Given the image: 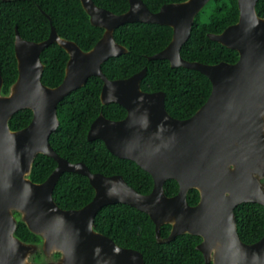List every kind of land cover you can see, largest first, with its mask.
Listing matches in <instances>:
<instances>
[{
  "label": "water",
  "instance_id": "water-1",
  "mask_svg": "<svg viewBox=\"0 0 264 264\" xmlns=\"http://www.w3.org/2000/svg\"><path fill=\"white\" fill-rule=\"evenodd\" d=\"M79 1L90 24L103 31L92 49L83 51L61 38L53 26L48 38L37 44L23 39L16 29L18 76L7 95L1 94L0 73V264H144L141 253L94 230L96 214L112 204L146 214L160 244L181 235L200 237L196 249L205 264H264V236L252 244L242 242L234 214L243 203L264 207V18L257 15L258 0H237V23L207 35L239 55L234 64L215 65L188 62L180 55L195 17L211 0L166 4L157 12L142 0H128V10L119 15L93 0ZM135 22L172 30L169 44L148 61L167 60L171 68L194 70L210 81L208 99L187 119L167 115L165 93L141 90L146 67L121 80H108L102 73L104 62L128 52L115 41V29ZM51 44L68 55L63 81L55 88L41 82L40 54ZM90 77L103 82L101 104H118L127 114L120 121L100 114L90 125L87 140L102 141L113 156L148 173L153 180L149 194L138 193L120 175L108 177L90 172L84 163H70L51 148L48 139L59 126V101ZM25 109L32 112L31 122L12 131L10 118ZM39 154L54 160L56 167L44 182L34 183L30 175ZM63 173L88 179L94 195L84 207L64 210L55 203L52 193ZM167 180L178 184L173 197L164 193ZM191 189L199 193L195 206L186 200ZM16 214L39 244L15 236ZM163 225L171 227L166 238L160 235ZM36 254L41 261L33 260Z\"/></svg>",
  "mask_w": 264,
  "mask_h": 264
},
{
  "label": "trees",
  "instance_id": "trees-1",
  "mask_svg": "<svg viewBox=\"0 0 264 264\" xmlns=\"http://www.w3.org/2000/svg\"><path fill=\"white\" fill-rule=\"evenodd\" d=\"M151 12H157L163 5L186 0H142ZM96 6L119 15L128 10V0H93ZM44 12L51 19L42 14ZM257 15L264 18V0L256 4ZM239 17L237 0H211L195 17L188 40L180 50L181 57L188 62L215 65L220 62L234 64L238 53L216 42L208 34H219L235 24ZM53 26L57 34L75 42L83 51H88L101 38L103 31L93 27L79 0H7L0 1V73L3 79L2 93L17 78L14 53L15 30L28 41L36 44L45 41ZM172 30L168 26L145 23H126L114 31V39L128 52L110 58L101 66L102 73L110 80L124 79L147 68L140 83L147 93L164 92L165 109L174 119L182 120L192 116L208 99L211 93L210 81L201 73L185 68H171L167 60L148 61L147 58L162 51L171 41ZM45 68L41 81L48 87L58 86L64 76L68 60L65 51L57 44H51L40 54ZM102 81L90 77L86 84L67 95L57 106L59 126L49 137L54 152L71 163L82 162L92 173L104 176L120 175L138 193L149 194L153 188L151 176L130 160L113 156L103 142L87 140L91 123L102 113L107 119L121 120L126 111L111 103L101 106L99 94ZM32 117L30 110H22L12 116L9 127L19 130L26 127ZM56 163L49 157L38 155L33 163L30 179L34 183L44 182L55 169ZM168 197L178 191L174 180H167L163 186ZM94 191L86 177L63 173L57 181L52 196L57 206L64 210H78L88 204ZM186 200L189 206L199 201V193L191 189ZM237 233L242 242L252 244L264 236V207L254 203H243L235 207ZM18 218V215L16 214ZM94 230L111 239L116 245L138 251L144 264H205L196 246L201 238L181 235L168 243H158L155 226L150 218L129 206L112 204L99 210L94 219ZM170 225L160 228V235L166 238ZM15 236L26 243H40L18 219ZM42 260L40 254L33 258Z\"/></svg>",
  "mask_w": 264,
  "mask_h": 264
},
{
  "label": "flooded vegetation",
  "instance_id": "flooded-vegetation-1",
  "mask_svg": "<svg viewBox=\"0 0 264 264\" xmlns=\"http://www.w3.org/2000/svg\"><path fill=\"white\" fill-rule=\"evenodd\" d=\"M238 18H239V17H238ZM237 21H238V20H237ZM236 23H237V22H236ZM236 23H235V24H236ZM228 27H229V26H228ZM219 34H220V33H219ZM67 56H68V55H67ZM238 56H239V55H238ZM238 58H239V57H238ZM235 63H236V62H235ZM16 68H17V66H16ZM44 68H45V66H44ZM144 68H145V67H144ZM43 70H44V69H43ZM64 70H65V69H64ZM42 73H43V72H42ZM135 74H136V73H135ZM133 75H134V74H133ZM17 76H18V71H17ZM41 77H42V76H41ZM130 77H131V76H130ZM63 78H64V76H63ZM128 78H129V77H128ZM16 79H17V78H16ZM107 79H108V78H107ZM124 79H126V78H124ZM2 80H3V79H2ZM108 80H110V79H108ZM115 80H121V79H115ZM15 81H16V80H15ZM15 81H14V82H15ZM62 81H63V80H62ZM111 81H113V80H111ZM41 82H42V81H41ZM61 83H62V82H61ZM61 83H60V84H61ZM12 84H13V83H12ZM12 84H11V85H12ZM42 84H43V83H42ZM60 84H59V85H60ZM11 85H10V86H11ZM59 85H58V86H59ZM102 85H103V82H102ZM45 86H46V85H45ZM2 87H3V84H2ZM47 87H48V86H47ZM56 87H57V86H56ZM9 88H10V87H9ZM50 88H55V87H50ZM140 88H141V87H140ZM101 89H102V87H101ZM8 92H9V90H8ZM8 92H7V94H8ZM159 92H161V91H159ZM100 93H101V90H100ZM146 93H147V92H146ZM153 93H154V92H153ZM163 93H164V92H163ZM1 94H2V95H7V94H3V93H2V88H1ZM99 100H100V94H99ZM59 103H60V101H59ZM100 103H101V102H100ZM109 104H111V103H109ZM114 104H115V103H114ZM106 105H108V104H106ZM117 105H118V104H117ZM57 106H58V105H57ZM101 106H105V105H102V104H101ZM119 106H120V105H119ZM122 109H123V107H122ZM25 110H28V109H25ZM123 110H124V109H123ZM21 111H22V110H21ZM124 111H125V110H124ZM31 113H32V112H31ZM15 114H16V113H15ZM100 114H102V113H100ZM100 114H99V115H100ZM126 114H127V113H126ZM99 115H98V116H99ZM102 115H103V114H102ZM167 115H168V114H167ZM32 116H33V115H32ZM98 116H97V117H98ZM103 116H104V115H103ZM104 117H105V116H104ZM125 117H126V115H125ZM125 117H124V118H125ZM11 118H12V117H11ZM11 118H10V119H11ZM105 118H106V117H105ZM124 118H123V119H124ZM106 119H107V118H106ZM123 119H121V120H123ZM186 119H187V118H186ZM31 120H32V117H31ZM31 120H30V122H31ZM58 120H59V119H58ZM108 120H110V119H108ZM182 120H183V119H182ZM9 121H10V120H9ZM112 121H120V120H112ZM30 122H29V123H30ZM8 124H9V123H8ZM59 124H60V122H59ZM91 124H92V123H91ZM27 126H28V125H27ZM9 128H10V127H9ZM24 128H25V127H24ZM89 128H90V127H89ZM22 129H23V128H22ZM11 130H12V129H11ZM19 130H21V129H19ZM12 131H18V130H12ZM88 131H89V130H88ZM87 133H88V132H87ZM49 137H50V136H49ZM48 142H49V139H48ZM89 142H90V141H89ZM101 142H102V141H101ZM103 144H104V143H103ZM51 148H52V147H51ZM106 149H107V148H106ZM53 151H54V150H53ZM39 155H41V154H39ZM37 156H38V155H37ZM37 156H36V157H37ZM36 157H35V158H36ZM59 157H60V156H59ZM61 158H62V157H61ZM63 159H64V158H63ZM34 160H35V159H34ZM65 160H66V159H65ZM53 161H54V160H53ZM67 161H68V160H67ZM54 162H55V161H54ZM68 162H69V161H68ZM55 163H56V162H55ZM70 163H71V162H70ZM76 163H79V162H76ZM81 163H82V162H81ZM90 172H91V171H90ZM51 173H52V172H51ZM98 174H99V173H98ZM78 175H79V174H78ZM113 176H114V175H113ZM109 177H110V176H109ZM163 186H164V185H163ZM177 192H178V191H177ZM176 194H177V193H176ZM176 194H175V195H176ZM175 195H174V196H175ZM186 196H187V195H186ZM167 197H168V196H167ZM172 197H173V196H172ZM15 216H16V215H15ZM16 218H17V217H16ZM17 219H19V217H18ZM37 244H39V243H37ZM55 256L57 257L58 254H56Z\"/></svg>",
  "mask_w": 264,
  "mask_h": 264
}]
</instances>
